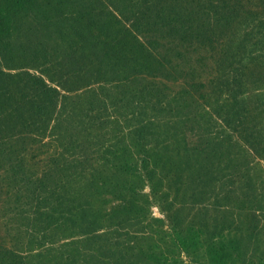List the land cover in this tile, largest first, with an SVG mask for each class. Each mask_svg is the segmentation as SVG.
Listing matches in <instances>:
<instances>
[{
	"label": "rangeland",
	"instance_id": "obj_1",
	"mask_svg": "<svg viewBox=\"0 0 264 264\" xmlns=\"http://www.w3.org/2000/svg\"><path fill=\"white\" fill-rule=\"evenodd\" d=\"M0 19V264L58 263L25 257L46 247H26L31 199L82 160L137 165L158 264H264V0H0Z\"/></svg>",
	"mask_w": 264,
	"mask_h": 264
},
{
	"label": "trees",
	"instance_id": "obj_2",
	"mask_svg": "<svg viewBox=\"0 0 264 264\" xmlns=\"http://www.w3.org/2000/svg\"><path fill=\"white\" fill-rule=\"evenodd\" d=\"M173 29L171 28L172 33ZM82 41V44H87V39L82 38ZM150 44L153 45L154 42ZM106 47L108 41L96 36L94 48L102 50ZM165 67L168 73L179 72L171 64ZM40 84L49 93L56 92L43 81ZM186 85L185 92L188 94L203 86L196 81ZM144 91H147L150 98L151 89ZM139 95L145 98L142 90ZM76 162L77 164L71 163V168L75 170L74 176L63 183L59 181L50 185L55 175L59 178V174L64 172L63 165L60 172L53 171L51 164L46 165L49 168L37 179L26 227V247L42 244V247L46 245V249L44 248V254L38 255L28 249L25 257H59L56 264H75L80 257L89 260L87 264H93L89 262L94 259L95 264H158L161 257H167V253L162 255L164 252L156 249V246L144 247L145 243L153 239L154 232L147 230L149 214L141 204L145 200L140 187H137L142 182L137 165H129L120 160H115L111 165H107L108 161L91 164L86 163V160ZM144 168L147 170V167ZM113 171H119L120 175L125 173L134 180L120 181L127 185L126 192L118 195V202L106 210L103 207L104 200L101 199V189L120 184ZM146 173L142 176L146 177L148 172ZM39 231L42 232L41 236H37ZM58 242H61L60 246L54 249ZM186 246L183 243V247Z\"/></svg>",
	"mask_w": 264,
	"mask_h": 264
}]
</instances>
